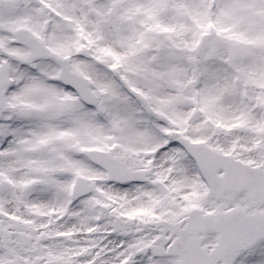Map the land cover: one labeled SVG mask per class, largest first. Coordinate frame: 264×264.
I'll return each mask as SVG.
<instances>
[{
    "label": "snow or ice",
    "instance_id": "1",
    "mask_svg": "<svg viewBox=\"0 0 264 264\" xmlns=\"http://www.w3.org/2000/svg\"><path fill=\"white\" fill-rule=\"evenodd\" d=\"M0 264H264V0H0Z\"/></svg>",
    "mask_w": 264,
    "mask_h": 264
}]
</instances>
